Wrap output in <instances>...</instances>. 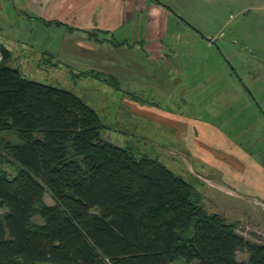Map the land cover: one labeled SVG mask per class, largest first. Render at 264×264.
<instances>
[{
	"label": "trees",
	"instance_id": "16d2710c",
	"mask_svg": "<svg viewBox=\"0 0 264 264\" xmlns=\"http://www.w3.org/2000/svg\"><path fill=\"white\" fill-rule=\"evenodd\" d=\"M101 128L72 90L0 61V264H264V242L205 211L182 176Z\"/></svg>",
	"mask_w": 264,
	"mask_h": 264
},
{
	"label": "rangeland",
	"instance_id": "374dc122",
	"mask_svg": "<svg viewBox=\"0 0 264 264\" xmlns=\"http://www.w3.org/2000/svg\"><path fill=\"white\" fill-rule=\"evenodd\" d=\"M157 1L181 18L166 22L165 36L158 27L150 43L161 61L156 68L171 71L172 80L153 70L151 87L135 89V99L101 74H69L36 53L19 56L2 46L0 61L72 90L97 111L104 137L165 164L199 192L196 201L205 211L264 242V197L258 193L264 186V0ZM1 166L16 168L8 160ZM43 200L55 203L48 190ZM236 258L247 254L239 251Z\"/></svg>",
	"mask_w": 264,
	"mask_h": 264
},
{
	"label": "crops",
	"instance_id": "0c3cea01",
	"mask_svg": "<svg viewBox=\"0 0 264 264\" xmlns=\"http://www.w3.org/2000/svg\"><path fill=\"white\" fill-rule=\"evenodd\" d=\"M168 20L178 24L181 18L157 0H0V46L19 56L50 58L69 74L111 76L121 91H128L125 96L135 99V89L151 87L153 70H159L163 81L172 80L167 77L171 71L156 68L161 61L150 52L156 33L161 30L165 36ZM258 193L264 197L263 183Z\"/></svg>",
	"mask_w": 264,
	"mask_h": 264
},
{
	"label": "flooded vegetation",
	"instance_id": "af4514ba",
	"mask_svg": "<svg viewBox=\"0 0 264 264\" xmlns=\"http://www.w3.org/2000/svg\"><path fill=\"white\" fill-rule=\"evenodd\" d=\"M167 8H170L168 5H166L165 3H163ZM184 21V20H183ZM185 22V21H184Z\"/></svg>",
	"mask_w": 264,
	"mask_h": 264
},
{
	"label": "water",
	"instance_id": "95a60500",
	"mask_svg": "<svg viewBox=\"0 0 264 264\" xmlns=\"http://www.w3.org/2000/svg\"><path fill=\"white\" fill-rule=\"evenodd\" d=\"M161 3V2H160ZM208 40H210V38L209 37H206Z\"/></svg>",
	"mask_w": 264,
	"mask_h": 264
},
{
	"label": "built area",
	"instance_id": "2783aa9c",
	"mask_svg": "<svg viewBox=\"0 0 264 264\" xmlns=\"http://www.w3.org/2000/svg\"><path fill=\"white\" fill-rule=\"evenodd\" d=\"M1 54V53H0Z\"/></svg>",
	"mask_w": 264,
	"mask_h": 264
}]
</instances>
